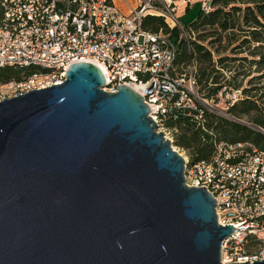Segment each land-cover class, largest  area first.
<instances>
[{"label": "water", "instance_id": "95a60500", "mask_svg": "<svg viewBox=\"0 0 264 264\" xmlns=\"http://www.w3.org/2000/svg\"><path fill=\"white\" fill-rule=\"evenodd\" d=\"M106 85L79 62L0 102V264H222L233 226L143 97Z\"/></svg>", "mask_w": 264, "mask_h": 264}, {"label": "built area", "instance_id": "2783aa9c", "mask_svg": "<svg viewBox=\"0 0 264 264\" xmlns=\"http://www.w3.org/2000/svg\"><path fill=\"white\" fill-rule=\"evenodd\" d=\"M121 1L125 11L114 0H0V67L40 69L0 84V102L59 85L71 65L88 62L104 70L109 92L120 85L140 86L158 128L171 132L165 123L179 112L198 120L205 110L218 114L203 104L195 66L176 71L177 46L170 33L144 28L146 16H162L169 27L180 29V36L190 38L174 3ZM211 10L212 0H203L202 11ZM250 146L221 142L208 161L184 157L185 184L204 187L216 201L218 224L234 228L221 244L222 264L264 261V150Z\"/></svg>", "mask_w": 264, "mask_h": 264}, {"label": "trees", "instance_id": "16d2710c", "mask_svg": "<svg viewBox=\"0 0 264 264\" xmlns=\"http://www.w3.org/2000/svg\"><path fill=\"white\" fill-rule=\"evenodd\" d=\"M143 25L170 33L177 46L176 71L194 65L206 98L215 99L230 88L244 95L228 107V117L205 110L201 120L184 112L169 119L165 127L173 130L174 145L185 150L193 163L210 160L221 142L250 143L264 150V0H212V10L201 11L186 28L202 34L199 38L204 41L210 39L213 49L180 36V29L169 27L162 16L148 15ZM228 49L232 56L224 55ZM37 72L36 67H0V84Z\"/></svg>", "mask_w": 264, "mask_h": 264}, {"label": "rangeland", "instance_id": "374dc122", "mask_svg": "<svg viewBox=\"0 0 264 264\" xmlns=\"http://www.w3.org/2000/svg\"><path fill=\"white\" fill-rule=\"evenodd\" d=\"M115 1V3H116V5L118 6V7H120L122 10H124L125 11V4H124V2L123 1H121V0H114ZM202 1L203 0H192L191 1V4H190V8L189 9H187L186 7H185V5L186 4H184L183 5V7H181L180 9H181V13L180 12H178L177 14H176V16L178 17V19H179V22L184 26V27H187L190 23H192L196 18H197V16L199 15V13L202 11ZM193 32V33H192ZM200 35H202V34H200L199 32H197V31H189V35H188V37H190V38H188L189 40H192V41H200V42H202L203 41V43L206 45V46H208V47H210L211 49H213L211 46H210V44H209V41H210V39H207V40H203L202 39V37H200L199 38V36ZM226 44H227V40H226V37L224 38V40H223V42H222V44H221V46H226ZM224 55H228V56H232V54L230 53V50L228 49L227 50V52H225L224 53ZM246 54L245 53H243V54H241L240 55V57L241 56H245ZM191 67L192 66H194V65H190ZM186 68V67H185ZM182 71H183V69H182ZM227 76H229V73L227 72ZM246 82H247V80H245L244 81V86L245 87H247L246 86ZM103 89L105 90V91H108V89H109V86H104L103 87ZM201 88H200V86H198L197 87V91H198V93L206 100V103H203V104H205V105H207V104H210V105H212L211 107H212V109H214L215 111H217V113L219 114V112H223V113H226V114H228L227 113V109H228V107L231 105L230 103L232 102V96H233V94L234 93H236L237 91H240V90H234V89H232V88H230V89H228L227 91H225L224 89V91H223V93L222 94H220V95H218L217 96V98H213V99H209V98H206V96H204V95H202V94H204L203 93V91L202 90H200ZM242 97H244V95L242 94V92L240 91V93H238L237 92V100L238 99H240V98H242ZM166 128V127H165ZM169 129V128H168ZM171 130V129H170ZM158 131H160V132H163L164 134H165V136L167 137V138H172L173 137V130H171V132H169L167 129L165 130V129H162V128H158ZM171 140V139H170ZM173 140L174 139H172L171 140V144H172V146H173V148L181 155V156H183V157H189L188 156V154H187V152L185 151V150H183V149H181V148H179V147H176L175 145H174V143H173ZM246 144V147H251L250 145L251 144H249V143H245ZM190 159V158H189Z\"/></svg>", "mask_w": 264, "mask_h": 264}, {"label": "crops", "instance_id": "0c3cea01", "mask_svg": "<svg viewBox=\"0 0 264 264\" xmlns=\"http://www.w3.org/2000/svg\"><path fill=\"white\" fill-rule=\"evenodd\" d=\"M170 1L172 3H174V5L176 6V13L175 14H177L178 12L181 13V9L180 8L183 7L184 4H186L185 7L187 9H189L192 0H170Z\"/></svg>", "mask_w": 264, "mask_h": 264}, {"label": "bare ground", "instance_id": "6f19581e", "mask_svg": "<svg viewBox=\"0 0 264 264\" xmlns=\"http://www.w3.org/2000/svg\"><path fill=\"white\" fill-rule=\"evenodd\" d=\"M99 68L101 69L102 73L105 74L104 70L101 67H99ZM106 82H107V80H106ZM128 86L131 87L134 91H136L138 94L141 95L140 86H136V85H132V84H130Z\"/></svg>", "mask_w": 264, "mask_h": 264}]
</instances>
